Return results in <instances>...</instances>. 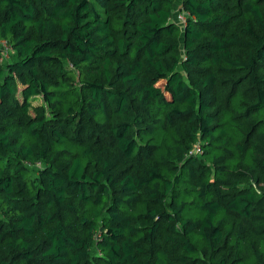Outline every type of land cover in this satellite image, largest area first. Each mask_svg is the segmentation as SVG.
<instances>
[{
  "label": "trees",
  "instance_id": "obj_1",
  "mask_svg": "<svg viewBox=\"0 0 264 264\" xmlns=\"http://www.w3.org/2000/svg\"><path fill=\"white\" fill-rule=\"evenodd\" d=\"M177 2L0 0V264H264V0Z\"/></svg>",
  "mask_w": 264,
  "mask_h": 264
},
{
  "label": "built area",
  "instance_id": "obj_2",
  "mask_svg": "<svg viewBox=\"0 0 264 264\" xmlns=\"http://www.w3.org/2000/svg\"><path fill=\"white\" fill-rule=\"evenodd\" d=\"M180 18H183L182 16ZM1 47L4 50L5 56H8L10 53V45H8L6 42L1 43Z\"/></svg>",
  "mask_w": 264,
  "mask_h": 264
},
{
  "label": "rangeland",
  "instance_id": "obj_3",
  "mask_svg": "<svg viewBox=\"0 0 264 264\" xmlns=\"http://www.w3.org/2000/svg\"><path fill=\"white\" fill-rule=\"evenodd\" d=\"M180 1H181V0H178L177 5L180 3ZM177 5H176V6H177ZM41 102H42V99L39 98V99H37L36 101H34V104H38V103H41Z\"/></svg>",
  "mask_w": 264,
  "mask_h": 264
}]
</instances>
